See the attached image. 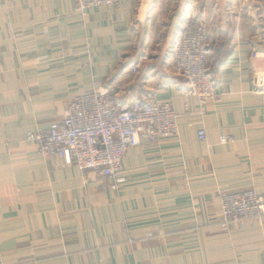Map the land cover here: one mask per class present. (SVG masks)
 <instances>
[{"label":"crops","instance_id":"crops-1","mask_svg":"<svg viewBox=\"0 0 264 264\" xmlns=\"http://www.w3.org/2000/svg\"><path fill=\"white\" fill-rule=\"evenodd\" d=\"M190 3L222 94L203 106L168 62ZM94 82L177 115L175 137L128 150L118 191L26 141ZM249 190L264 196V0H118L85 14L72 0H0V264H264V218L219 225L220 196Z\"/></svg>","mask_w":264,"mask_h":264},{"label":"built area","instance_id":"built-area-1","mask_svg":"<svg viewBox=\"0 0 264 264\" xmlns=\"http://www.w3.org/2000/svg\"><path fill=\"white\" fill-rule=\"evenodd\" d=\"M81 14L88 10L111 7L118 0H72ZM144 59V58H142ZM168 62L186 83V96L195 98L199 106L220 102L222 94L210 74L211 53L206 41L205 23L198 18L192 3L170 44ZM138 73V64L130 67ZM178 134L177 115L168 102L147 103L139 100L121 102L117 94L93 83L91 93L70 101L63 117L48 129L28 132L26 141L36 144L43 158L68 156L80 171L92 170L109 181L108 189L120 190L123 158L140 140L159 142ZM199 140H205L203 129ZM221 141H227L222 137ZM264 196L253 190L220 196L219 225L223 232L232 227L245 229L262 224Z\"/></svg>","mask_w":264,"mask_h":264},{"label":"rangeland","instance_id":"rangeland-1","mask_svg":"<svg viewBox=\"0 0 264 264\" xmlns=\"http://www.w3.org/2000/svg\"><path fill=\"white\" fill-rule=\"evenodd\" d=\"M95 9V8H94Z\"/></svg>","mask_w":264,"mask_h":264}]
</instances>
